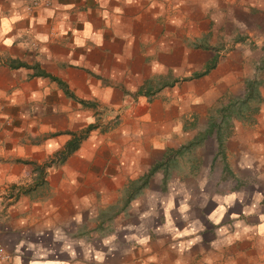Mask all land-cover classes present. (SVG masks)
I'll list each match as a JSON object with an SVG mask.
<instances>
[{
	"label": "crops",
	"instance_id": "1",
	"mask_svg": "<svg viewBox=\"0 0 264 264\" xmlns=\"http://www.w3.org/2000/svg\"><path fill=\"white\" fill-rule=\"evenodd\" d=\"M27 2L0 0V244L10 263L99 264V252L103 264H264L259 236L226 242L238 222L264 224V0H45L32 11ZM254 76L259 108L232 119L224 141L232 184L201 192L207 174L161 165L124 204L132 182ZM91 124L62 162L36 169Z\"/></svg>",
	"mask_w": 264,
	"mask_h": 264
},
{
	"label": "trees",
	"instance_id": "2",
	"mask_svg": "<svg viewBox=\"0 0 264 264\" xmlns=\"http://www.w3.org/2000/svg\"><path fill=\"white\" fill-rule=\"evenodd\" d=\"M16 65L23 64L21 62H17ZM261 67H264V60H261V64L258 66V69H260ZM36 74L49 76L42 70H37ZM49 77L55 80L59 85H61V87H63V84L60 80L52 76ZM259 84L260 81L258 80V78H256V76L245 78L243 81V94L239 97L230 98L225 105H221L215 108L209 114L207 126L203 131L193 136V138L189 140L186 145H182L174 150H167L161 162L153 164L145 174H143L138 180L132 182L126 190L124 204L139 192V190L147 183L150 175H152V173L157 168H159L161 165H164V160L168 161L171 154L180 152L182 148H186L187 146L191 145H197L207 136L213 135L216 142L217 153L223 155L222 148L224 137H227L230 131L228 129V131L225 133L226 135L224 136L221 132L222 125H226L228 128V123L232 119H243L246 121L251 120L252 115L258 110L259 104L261 102V96L258 91ZM93 127H95L94 124L87 125L82 132L78 134L72 133L71 137L64 143L62 148L55 151L53 155L42 165L36 166V169H43V167L49 166L52 163L62 162L70 153H72L77 148L80 140L83 139L87 132Z\"/></svg>",
	"mask_w": 264,
	"mask_h": 264
},
{
	"label": "rangeland",
	"instance_id": "3",
	"mask_svg": "<svg viewBox=\"0 0 264 264\" xmlns=\"http://www.w3.org/2000/svg\"><path fill=\"white\" fill-rule=\"evenodd\" d=\"M227 131V126L222 125L221 132L224 136ZM225 138L226 137H224V141ZM224 141L222 148L223 155L217 153L215 138L211 135L204 138L197 145L187 146L186 148H182L180 152L171 154L168 161L164 160L162 169L164 173L176 172L180 174H197L200 172L201 175L205 176L207 174V180L209 182L204 185L205 188L212 187L213 184L219 185L220 187L232 184L233 174L224 155ZM186 144L187 143L183 145ZM204 159H208L210 162L207 167L204 166L203 168L201 164L205 161Z\"/></svg>",
	"mask_w": 264,
	"mask_h": 264
},
{
	"label": "clouds",
	"instance_id": "4",
	"mask_svg": "<svg viewBox=\"0 0 264 264\" xmlns=\"http://www.w3.org/2000/svg\"><path fill=\"white\" fill-rule=\"evenodd\" d=\"M128 3H132V0H127ZM17 19H19V17H17ZM89 33H91V25L90 24H86L85 25V35H88ZM38 39H42V40H46L47 37H38ZM94 40L99 43L100 42V36L99 34H96V36L94 37ZM5 43H11V41H5ZM78 44H80L81 46H83V43L82 41H77ZM21 47H26V45H21ZM13 180L15 181L16 178L14 177ZM207 183V180H202L200 181V184H199V187H200V190L201 192H203V189H204V185ZM3 193L0 192V195H2ZM213 199H215L217 202H221L222 198L220 196H214ZM237 199V196L234 195V194H230L228 195L227 197L223 198L222 200V203L223 204H230L232 201L236 200ZM170 207V205H169ZM253 209L256 208V205L254 204L252 206ZM225 208L223 206H221L220 208L217 209V211L213 214V218L214 219V222L216 223H219V217L223 215V213L225 212ZM186 211V207H182L181 208V212H184ZM252 214V210L250 209H245V215L248 216V215H251ZM73 219L76 221L77 224H80L81 223V216L80 215H76L75 217H73ZM233 219H238V217H233ZM260 220L264 221V216H260ZM27 221L26 220H21L20 221V224L21 225H24L26 224ZM242 224L243 222H238L235 224V228L238 229L239 231H237L234 235H230L227 237V243L231 244L233 243L234 241H237V240H241L242 238L244 237H247L249 233H251V237H248V238H255L256 236H259L261 238V240H264V224H261L260 225V228H259V231L255 230V229H252V228H248V227H242ZM220 234L221 235H225L227 234L228 232V229L227 228H221L219 230ZM188 233H183L181 235H187ZM60 235L59 233H57V239H60ZM116 239L115 235H112V236H108L107 238H105L103 240V244L105 246H108V245H111L112 242ZM129 239H132V240H136L137 238L136 237H130ZM197 239H199V237H197ZM137 243L141 244V245H144L147 243V238H143V239H139L137 240ZM196 243L195 240L193 241H190L189 242V245H180V249L181 251L185 250L188 246H190V244H194ZM24 246V241H21L19 245H17L16 247V252L19 253L20 252V248ZM215 246V245H214ZM29 247H31V245H29ZM112 249L110 248L109 251H111ZM0 252H2V250H0ZM4 259H7V257H4ZM85 259H88V255L86 254L85 256ZM94 259H96L99 264H103V260H104V256L102 253H99L97 252L94 256ZM154 259V258H153ZM0 264H3V260H0ZM13 264H21V260L19 258V256L17 255ZM33 264H36V262L34 261ZM177 264H179V262H177ZM205 264H212V261L210 259H206L205 260Z\"/></svg>",
	"mask_w": 264,
	"mask_h": 264
},
{
	"label": "built area",
	"instance_id": "5",
	"mask_svg": "<svg viewBox=\"0 0 264 264\" xmlns=\"http://www.w3.org/2000/svg\"><path fill=\"white\" fill-rule=\"evenodd\" d=\"M44 1L45 0H28L25 9L27 11H32L34 8L38 7L39 4H41ZM0 250H2V252H0V260H3V264H11L9 253L5 251V249L2 247L1 244H0ZM4 257H7V259H4Z\"/></svg>",
	"mask_w": 264,
	"mask_h": 264
}]
</instances>
